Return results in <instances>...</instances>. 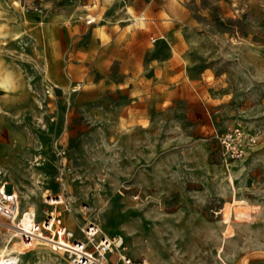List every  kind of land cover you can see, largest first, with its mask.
<instances>
[{
  "label": "rangeland",
  "instance_id": "rangeland-1",
  "mask_svg": "<svg viewBox=\"0 0 264 264\" xmlns=\"http://www.w3.org/2000/svg\"><path fill=\"white\" fill-rule=\"evenodd\" d=\"M237 124L256 142L228 159L214 131ZM3 182L150 264H264V0H0Z\"/></svg>",
  "mask_w": 264,
  "mask_h": 264
},
{
  "label": "built area",
  "instance_id": "built-area-1",
  "mask_svg": "<svg viewBox=\"0 0 264 264\" xmlns=\"http://www.w3.org/2000/svg\"><path fill=\"white\" fill-rule=\"evenodd\" d=\"M214 137L228 159L244 156L256 142V135L239 124L223 131L215 130ZM57 179L60 180V175ZM50 197L47 195L45 201L52 204L48 200ZM65 207L68 209L66 204ZM0 218L6 239L17 236L24 244L34 240L54 243L65 252L71 264H150L144 256L132 258L126 253L127 247L121 234L106 235L93 222L79 226L81 235L76 236L53 211H44L43 219L38 221L33 210L21 211L19 198L13 190L0 188ZM0 258L2 264L17 263L14 253L0 254Z\"/></svg>",
  "mask_w": 264,
  "mask_h": 264
},
{
  "label": "bare ground",
  "instance_id": "bare-ground-1",
  "mask_svg": "<svg viewBox=\"0 0 264 264\" xmlns=\"http://www.w3.org/2000/svg\"><path fill=\"white\" fill-rule=\"evenodd\" d=\"M137 21V20H136ZM37 131V130H36ZM45 133V132H44ZM43 133V134H44ZM4 147V146H3ZM43 162V161H42ZM38 166V165H37ZM47 166V165H46ZM228 185H230V184H228ZM0 188H5V182H3V183H1L0 184ZM233 189V188H232ZM232 192V191H231ZM117 196V195H116ZM112 198V197H111ZM116 198V197H115ZM62 197H61V195H57V194H55L54 196H51L50 197V199H48L49 200V202L50 203H59L60 201H62ZM113 199V198H112ZM235 199V198H234ZM233 200V199H232ZM236 200H238V199H236ZM116 202V201H115ZM239 202H241V201H239ZM121 203V202H120ZM232 203V202H231ZM117 205V204H116ZM239 205V204H238ZM241 205V204H240ZM243 205V204H242ZM118 206H119V203H118ZM130 206V205H129ZM106 207V206H105ZM103 208V207H102ZM119 208V207H118ZM249 208H250V205H249ZM33 209V208H32ZM105 209V208H104ZM115 209V208H114ZM106 210H107V208H106ZM243 210V209H242ZM241 210V211H242ZM115 211V210H114ZM230 211V210H229ZM237 211H239V210H237ZM244 211H246V210H244ZM249 211V210H248ZM108 212V211H107ZM118 212V211H117ZM123 212V211H122ZM236 212V211H235ZM243 212V211H242ZM241 213V212H240ZM248 214V213H247ZM246 216H248V215H246ZM231 221V220H230ZM224 223V222H223ZM4 227V226H3ZM114 232V231H113ZM127 233V232H126ZM122 234V233H121ZM123 235V234H122ZM224 235V234H223ZM123 237V236H122ZM4 238V240L2 241V244H3V247H1L0 248V254H3L4 252H5V250H6V248H7V245H8V238L6 239L5 237H3ZM33 242L34 241H32L31 243H27V244H25V245H29V244H33ZM222 248H224V247H222ZM21 250H22V248H21ZM28 253V252H27ZM24 254V253H23ZM26 254V253H25ZM20 255H22V254H20ZM218 256H219V254H217ZM19 256V255H18ZM220 257V256H219ZM21 259V258H20ZM18 260V259H17ZM28 262V261H27ZM222 263V262H221ZM225 263H227V262H225ZM0 264H2V259L0 258Z\"/></svg>",
  "mask_w": 264,
  "mask_h": 264
}]
</instances>
